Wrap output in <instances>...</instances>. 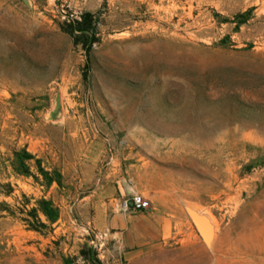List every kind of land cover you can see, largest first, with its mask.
<instances>
[{"label":"rangeland","instance_id":"rangeland-1","mask_svg":"<svg viewBox=\"0 0 264 264\" xmlns=\"http://www.w3.org/2000/svg\"><path fill=\"white\" fill-rule=\"evenodd\" d=\"M85 13L89 58L70 33ZM109 172L164 236L96 230ZM88 247L264 264V0H0V264H91Z\"/></svg>","mask_w":264,"mask_h":264},{"label":"crops","instance_id":"crops-1","mask_svg":"<svg viewBox=\"0 0 264 264\" xmlns=\"http://www.w3.org/2000/svg\"><path fill=\"white\" fill-rule=\"evenodd\" d=\"M113 170L115 171V168ZM113 174L107 173L102 183L97 185L89 196L97 211L93 219L96 230L105 238H119L129 248L164 236L169 228L166 221L162 220L155 224L145 217L143 211L122 208L119 199L123 188L119 184L120 180ZM114 183L117 185L115 186ZM85 198L87 197L82 199Z\"/></svg>","mask_w":264,"mask_h":264},{"label":"trees","instance_id":"trees-1","mask_svg":"<svg viewBox=\"0 0 264 264\" xmlns=\"http://www.w3.org/2000/svg\"><path fill=\"white\" fill-rule=\"evenodd\" d=\"M91 14L85 13L83 15L82 21L72 20L70 27L71 31L70 33L73 34L74 32H78L79 35H82L84 37L83 41V47L85 49L86 55L89 58L90 50L95 42L94 32L89 31L88 27H86V24L88 23V20L90 19ZM81 254L91 263V264H101L100 261L96 258L95 252L91 247H88L85 250L81 251Z\"/></svg>","mask_w":264,"mask_h":264},{"label":"built area","instance_id":"built-area-1","mask_svg":"<svg viewBox=\"0 0 264 264\" xmlns=\"http://www.w3.org/2000/svg\"><path fill=\"white\" fill-rule=\"evenodd\" d=\"M122 208L124 210L132 208L136 211H144L149 208V201L142 194L131 192L130 201L123 200Z\"/></svg>","mask_w":264,"mask_h":264},{"label":"water","instance_id":"water-1","mask_svg":"<svg viewBox=\"0 0 264 264\" xmlns=\"http://www.w3.org/2000/svg\"><path fill=\"white\" fill-rule=\"evenodd\" d=\"M189 217H190V219H191V221H192V223H193V225H194V227L196 228L197 231H198V229H197V227L195 226V220H196V219L199 220V221H201V222H203V223H206L205 219H203V218H201V217H198V216H195V215L192 214V213H189ZM206 225H207V223H206ZM207 228H208V230H209L208 225H207ZM198 233H199V231H198ZM199 235H200V234H199ZM201 238H202V236H201ZM202 239H203V238H202ZM203 240H204L205 243L208 242L207 239H203Z\"/></svg>","mask_w":264,"mask_h":264}]
</instances>
